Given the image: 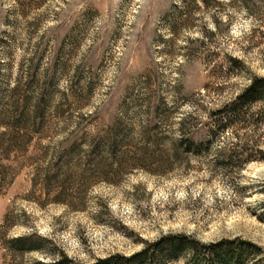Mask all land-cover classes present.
<instances>
[{
  "label": "rangeland",
  "instance_id": "obj_1",
  "mask_svg": "<svg viewBox=\"0 0 264 264\" xmlns=\"http://www.w3.org/2000/svg\"><path fill=\"white\" fill-rule=\"evenodd\" d=\"M255 79L264 0H0V264H95L180 234L234 242L246 264H264V160L223 164L237 137L264 156V102L202 146L210 114ZM191 112L195 154L170 160L143 138L178 140ZM112 131L140 164L107 168L111 182L62 177L44 190L49 166ZM27 235L41 250L18 253L11 241Z\"/></svg>",
  "mask_w": 264,
  "mask_h": 264
},
{
  "label": "trees",
  "instance_id": "obj_2",
  "mask_svg": "<svg viewBox=\"0 0 264 264\" xmlns=\"http://www.w3.org/2000/svg\"><path fill=\"white\" fill-rule=\"evenodd\" d=\"M203 6L209 5V0H196ZM264 102V79H255L251 87L242 94L238 95L232 104L225 105L218 111L210 114L212 120L211 129L209 131V140L202 143V146L210 147L214 140L224 135L234 126L247 124L246 108L254 103ZM194 122V124L192 123ZM260 125H264V116L259 119ZM202 125L195 118V112L188 113L179 123V139L169 141L166 139H157V137L144 133L143 138L157 146H164V151L168 159H177L180 153L195 154L197 142L193 139L192 134ZM126 137H122L117 132H108L105 136L96 137L93 140L85 142V148L80 146L78 152H68L64 156L63 161L56 165L49 166L45 171L46 187L44 190L52 188L54 181H59L64 177V183L67 181L84 183L99 175L104 176L106 181L111 182L110 171L105 172L112 165L130 162L132 164H140V159L130 156L128 152L121 151L119 148L125 141ZM238 143L234 145L239 152L231 150V155L225 157L224 166L228 167L232 164V160L239 158V163L235 168L236 171L243 170L246 165L257 160H264V156L257 157L255 153L263 155L261 149H257L260 145L251 147L249 143H242V139L237 137ZM224 144V143H223ZM224 149V148H223ZM222 150V149H221ZM143 151V150H142ZM223 152L225 150H222ZM221 151V152H222ZM146 151L142 152L143 154ZM85 155L89 160L88 164L92 169H82L79 164H74L78 156ZM61 159V158H60ZM138 166V165H137ZM102 172V173H100ZM60 184V183H58ZM49 193L51 191H48ZM68 189L64 188L56 197L57 202H64V198L69 197ZM43 238L36 235L22 236L13 239L11 243L15 245L18 253L39 251L42 248ZM243 248H240V255L236 253L239 248L236 243L230 241H222L217 244H204L199 240L187 235H170L161 238L154 243H148L142 251L130 257L123 255L110 256L106 259L98 260L95 264H175L186 261L187 264H246ZM41 264H64L61 261H53L51 263Z\"/></svg>",
  "mask_w": 264,
  "mask_h": 264
}]
</instances>
